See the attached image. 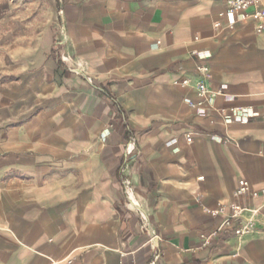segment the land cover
I'll return each instance as SVG.
<instances>
[{
    "label": "crops",
    "instance_id": "0c3cea01",
    "mask_svg": "<svg viewBox=\"0 0 264 264\" xmlns=\"http://www.w3.org/2000/svg\"><path fill=\"white\" fill-rule=\"evenodd\" d=\"M39 3L25 105L0 131V264H264L260 229L204 245L238 180L240 205H264L256 19L230 29L224 0Z\"/></svg>",
    "mask_w": 264,
    "mask_h": 264
},
{
    "label": "rangeland",
    "instance_id": "374dc122",
    "mask_svg": "<svg viewBox=\"0 0 264 264\" xmlns=\"http://www.w3.org/2000/svg\"><path fill=\"white\" fill-rule=\"evenodd\" d=\"M41 11L39 0H0V131L20 120L14 113L25 105L21 67L25 50L36 47Z\"/></svg>",
    "mask_w": 264,
    "mask_h": 264
},
{
    "label": "built area",
    "instance_id": "2783aa9c",
    "mask_svg": "<svg viewBox=\"0 0 264 264\" xmlns=\"http://www.w3.org/2000/svg\"><path fill=\"white\" fill-rule=\"evenodd\" d=\"M224 2L225 9L222 16L227 18V26L230 29H233L237 24L248 18L254 17L256 19V31L261 32L264 30V9L258 7L262 0H224ZM252 7H255V9L253 12H250V8ZM215 25H220V22H216ZM197 70L203 77V80L197 83L199 94L212 97L214 91H211L205 83V79L209 78L208 66L205 64H199ZM182 84L186 85L187 80H184ZM187 140L191 141V137L187 136ZM131 151L132 148L130 143L126 147V152L130 153ZM247 194H252L250 185L245 179L238 180L235 197ZM235 197L229 205L231 210L230 215L223 218L218 228L205 238L204 245L209 244L211 239L220 231L231 230L236 236H242L257 229L264 231V219H261V214L264 213V205L262 207H244L236 201ZM131 202L133 203L132 199ZM219 211L220 208L208 210L211 215H216ZM246 213L249 214L245 216ZM149 239L154 243L157 242V236L154 234H151ZM159 257L160 255L155 253L152 264H158Z\"/></svg>",
    "mask_w": 264,
    "mask_h": 264
}]
</instances>
